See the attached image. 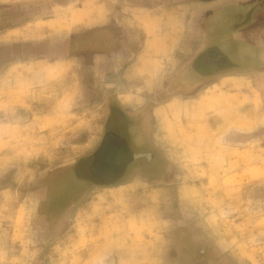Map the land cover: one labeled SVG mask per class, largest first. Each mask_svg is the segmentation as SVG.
I'll list each match as a JSON object with an SVG mask.
<instances>
[{
  "label": "crops",
  "instance_id": "crops-1",
  "mask_svg": "<svg viewBox=\"0 0 264 264\" xmlns=\"http://www.w3.org/2000/svg\"><path fill=\"white\" fill-rule=\"evenodd\" d=\"M36 5L39 11L27 10ZM217 5L231 7L221 27L209 19ZM50 6L56 11L49 15ZM5 40L20 49L2 68L11 81L0 85V102L11 101L19 118L11 133L26 140L8 148L24 151L26 169L32 150L45 168L51 160L71 170V182L87 183L77 196L103 210L108 243L120 246L128 235L136 246L166 239L185 246L193 232L207 231L202 220L194 227L197 202L206 213L210 195L215 214L235 213L238 190L264 181L253 175L264 150V0H0ZM252 53L260 62L232 66L239 71L216 75L202 67L211 55L237 61ZM220 61L216 68L224 69ZM97 158L110 174L113 164L123 165L116 179L96 184ZM218 190L231 196L223 201ZM167 220L166 236L149 234ZM246 223L264 240V215ZM241 230L218 243L226 253L239 252Z\"/></svg>",
  "mask_w": 264,
  "mask_h": 264
},
{
  "label": "rangeland",
  "instance_id": "rangeland-1",
  "mask_svg": "<svg viewBox=\"0 0 264 264\" xmlns=\"http://www.w3.org/2000/svg\"><path fill=\"white\" fill-rule=\"evenodd\" d=\"M21 7L25 8L22 5ZM217 7L218 5L214 7L215 11L209 19L212 17L221 27V24H227L226 18L231 14V7L222 8L221 5L219 9ZM236 8L238 7L236 6ZM30 9L39 11L40 8L36 5L27 8V10ZM48 10L49 15L56 11L53 6H50ZM81 14H87V11L81 9ZM4 42L0 41V85L11 78V71L2 70L3 66L11 63L13 60L11 53L20 49V44L10 46L6 40ZM59 45L61 44L56 43L54 47H60ZM45 48L49 50L50 46L47 45ZM226 55L232 60L223 54L218 55L216 59L217 55L215 54L210 56V62L206 63L207 65L202 63V67L206 66L208 73L217 71L216 75H219L224 72L239 71L234 70L233 65L249 67L255 63L258 64L262 59L259 54L255 53L245 54L243 60L236 57L237 61L232 55ZM46 56L49 60H54L53 57L57 55L51 53ZM221 59L224 60V69L216 68ZM198 60L197 58V62ZM3 92L5 95L7 90L1 93ZM11 105V101L0 102V143L2 142L0 144V264H264V240L259 237L258 230L249 232L246 223V217L256 218L264 215V181H252V186L238 190L241 192L237 197H233L235 213H229V211L221 215L215 214L217 202L211 203L213 196L210 195L206 199L209 205L206 213L199 211L200 206L197 202L195 204L194 218L196 222L194 221V227L198 229L200 224L198 222L202 220L207 231L202 228V230H197L198 232H193L192 243L188 239L184 246V241L177 240L174 245L173 240L166 239L164 243L157 242L153 246H136L128 244L130 240L127 235L123 240L127 243H120V246H116L114 242L108 243L109 241L105 240L101 231L105 225L101 207L90 205L89 208L87 207L88 200L79 201L80 197L77 194L85 189L87 183L78 184L67 180L54 181L59 176L57 173L59 169L54 165L49 166L51 160L45 168L44 163L38 160V152L32 150H30L32 157L27 160L31 169H26L24 151L15 152L17 148L15 150L8 148L15 144L23 145L26 141L24 135L11 133V128L15 129V125L11 121L18 122L17 120H19L18 116L11 112ZM14 137L18 139L17 142ZM33 137L34 135H32ZM256 161L258 164L254 168L253 175L264 174V166H262L264 165L262 163L264 162V150L259 151ZM239 168L241 167H234L233 170L241 172L242 169ZM96 181L97 185L104 184L98 178ZM209 190L212 191V188ZM218 192L224 195L223 201L226 196H231L226 191L218 190ZM245 192L251 193L249 200L245 199L243 195ZM194 200L197 201V199ZM246 201H248L247 204H245ZM242 202L244 205H241ZM165 209V206L159 208L160 216ZM159 215L154 213V222L158 221ZM96 216L99 218L95 219ZM101 216L103 218H100ZM180 219L183 220L181 216ZM223 222H226L224 231L220 232L218 228L223 225ZM178 226L179 224H175V227ZM243 226L244 231L241 230V232H245V235L240 232L242 235L239 236V241L242 245L240 250L239 246L237 247L239 252H236L239 254H232L230 251L226 253L218 243L230 242L236 238L234 233H237ZM170 230L171 224L167 220L160 223L156 231H149V234L153 236L159 233L166 236ZM219 232L225 236H219ZM115 237L125 236L114 233L112 238ZM208 237L217 241L216 247L214 244L213 248L206 247V244L202 243ZM147 240L151 239L147 238ZM206 248H209L207 254H205Z\"/></svg>",
  "mask_w": 264,
  "mask_h": 264
},
{
  "label": "water",
  "instance_id": "water-1",
  "mask_svg": "<svg viewBox=\"0 0 264 264\" xmlns=\"http://www.w3.org/2000/svg\"><path fill=\"white\" fill-rule=\"evenodd\" d=\"M117 152H119L121 154L120 151H117ZM97 163L98 164L94 167V169H95L94 170V173H95L96 176H98V178H100L104 182L105 181L106 182L112 181L113 180L112 178L115 177L118 173H120L121 170H122V168H123L122 167L123 166L122 164H121L122 166L113 164V166L111 168L112 173L110 174V172H108V171H106V170L103 169V167L101 166V160L98 159V158H97Z\"/></svg>",
  "mask_w": 264,
  "mask_h": 264
},
{
  "label": "flooded vegetation",
  "instance_id": "flooded-vegetation-1",
  "mask_svg": "<svg viewBox=\"0 0 264 264\" xmlns=\"http://www.w3.org/2000/svg\"><path fill=\"white\" fill-rule=\"evenodd\" d=\"M96 156L98 155V152L95 154ZM109 161V159L107 158H105L104 157V159H103V161ZM115 172V171H114ZM113 172V173H114ZM57 173H59L58 175V177L54 180V181H56V182H62V181H64V180H67V181H70L71 182V180H68V178L70 179L72 176H71V170H66V169H59L58 170V172ZM69 173H70V177H69ZM97 178H98V176H97ZM117 177L115 176V177H113L112 179H116ZM113 181V180H112ZM108 182H110V181H108ZM62 184V183H61Z\"/></svg>",
  "mask_w": 264,
  "mask_h": 264
}]
</instances>
